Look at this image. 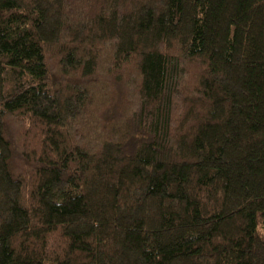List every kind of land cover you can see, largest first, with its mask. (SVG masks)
<instances>
[{
  "label": "trees",
  "instance_id": "trees-1",
  "mask_svg": "<svg viewBox=\"0 0 264 264\" xmlns=\"http://www.w3.org/2000/svg\"><path fill=\"white\" fill-rule=\"evenodd\" d=\"M0 264H264V0H0Z\"/></svg>",
  "mask_w": 264,
  "mask_h": 264
},
{
  "label": "rangeland",
  "instance_id": "rangeland-1",
  "mask_svg": "<svg viewBox=\"0 0 264 264\" xmlns=\"http://www.w3.org/2000/svg\"><path fill=\"white\" fill-rule=\"evenodd\" d=\"M222 174H227V173H222ZM229 175V174H228ZM231 182H232V179H231ZM231 182H230V184H231ZM229 185V184H228Z\"/></svg>",
  "mask_w": 264,
  "mask_h": 264
}]
</instances>
